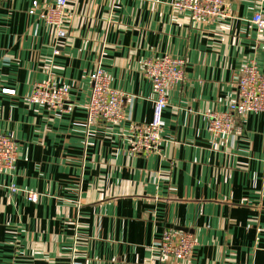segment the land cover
Here are the masks:
<instances>
[{"label":"crops","instance_id":"1","mask_svg":"<svg viewBox=\"0 0 264 264\" xmlns=\"http://www.w3.org/2000/svg\"><path fill=\"white\" fill-rule=\"evenodd\" d=\"M224 1L230 17L197 21L175 0H69L60 40L34 0H0V133L18 144L0 173V264H264V112L238 119L241 135L208 130L245 66L264 75L251 21L264 0ZM166 55L185 60V81L169 90L159 152L137 155L131 128L152 121L155 98L144 63ZM99 67L125 95L121 123H87ZM49 80L71 112L30 103ZM169 230L193 236L191 259L161 252Z\"/></svg>","mask_w":264,"mask_h":264},{"label":"built area","instance_id":"2","mask_svg":"<svg viewBox=\"0 0 264 264\" xmlns=\"http://www.w3.org/2000/svg\"><path fill=\"white\" fill-rule=\"evenodd\" d=\"M69 0H54L52 4L41 6L34 0L30 14H38L50 26L56 29L57 38H67L65 17ZM174 9L188 12L197 21H215L230 17L229 8L224 0H175ZM252 23L264 30V12H257ZM144 73L151 82L154 91L153 119L147 124H136L131 128L129 143L131 152L137 155L158 153L161 135L165 126L164 112L168 107V94L171 87L185 81V60L166 55L150 59L144 63ZM69 91L55 81H46L34 86L29 98L30 103L39 104L56 114L69 113L73 105L68 101ZM125 95L115 90L107 72L99 67L92 76V89L87 104L88 125L97 122L118 124L124 120L123 104ZM264 112V75L255 64L245 66L237 82L236 99L224 113L208 114V130L215 136L241 135L237 120L250 113ZM18 156L17 142L0 133V173L11 172L15 168ZM14 190V187L12 188ZM26 199L31 203L39 200V194L28 192ZM196 242L189 233L169 230L164 233L159 249L167 256L177 260L192 258Z\"/></svg>","mask_w":264,"mask_h":264}]
</instances>
